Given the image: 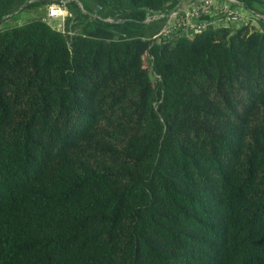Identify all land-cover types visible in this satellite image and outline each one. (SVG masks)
Masks as SVG:
<instances>
[{"label":"trees","instance_id":"obj_1","mask_svg":"<svg viewBox=\"0 0 264 264\" xmlns=\"http://www.w3.org/2000/svg\"><path fill=\"white\" fill-rule=\"evenodd\" d=\"M196 1L0 0V264H264V0Z\"/></svg>","mask_w":264,"mask_h":264},{"label":"built area","instance_id":"obj_2","mask_svg":"<svg viewBox=\"0 0 264 264\" xmlns=\"http://www.w3.org/2000/svg\"><path fill=\"white\" fill-rule=\"evenodd\" d=\"M228 2H236V0H197L190 7H177L170 14L165 15L161 13L147 14L146 22H152L160 18H166L167 24L155 35L158 37H171L174 33L181 30H185L186 33L198 32L204 30L208 23L201 21L202 17L211 16L215 12H219L216 15L228 14L231 18L238 17V11L232 10L228 5ZM237 3V2H236ZM228 6H227V5ZM225 5V7H224ZM64 9L59 6H50L49 16L56 19L64 17ZM172 25L169 27V25Z\"/></svg>","mask_w":264,"mask_h":264},{"label":"rangeland","instance_id":"obj_3","mask_svg":"<svg viewBox=\"0 0 264 264\" xmlns=\"http://www.w3.org/2000/svg\"><path fill=\"white\" fill-rule=\"evenodd\" d=\"M61 1H63V2H69L70 0H61ZM228 5L230 6V4H228ZM54 6H58V5L57 4H54ZM224 7H225V5H224ZM61 8L64 9L63 7H61ZM63 11H64V15H65L67 13V11L65 9ZM241 11H242L241 13H239V11H238V17H235V18L239 19L240 21H243V19L246 20V21H250L251 23L255 24V26H258L259 25L258 20H257L256 17H253L251 15H247L248 12L246 10H243L242 9ZM46 12H47L46 6H44V5H38L36 7H32V8H28V9H22L21 11L17 12L16 14H14L10 18H9V15H7L2 20L5 19L4 21H7V19L9 18L8 21L5 22L4 26L14 27V26H17V25H21V24L28 23L31 20L38 18L40 15L46 14ZM220 12L221 11L215 12V14H212V20H214V22L206 21L208 23V25L214 24V26L218 27V25L221 24V22H223V23H227L228 22L227 25H232L233 24V23H229V20L231 18H229L230 16L228 14L216 15L217 13H220ZM157 20L163 21L162 28L167 24V19L166 18H160V19H157ZM231 20H234L235 21V19H231ZM54 21L55 22H53V25L55 27H57V28L62 27V25H63V18H59V19L54 20ZM208 25H206V27ZM171 26L172 25L170 24L169 27H171ZM179 33L182 34L183 36L184 35L185 36H189V34L185 32V30H181L180 29V31H178L177 34L179 35ZM192 34H194V33L192 32ZM178 38L179 37L176 36L175 38H172V39H173V41H176Z\"/></svg>","mask_w":264,"mask_h":264},{"label":"water","instance_id":"obj_4","mask_svg":"<svg viewBox=\"0 0 264 264\" xmlns=\"http://www.w3.org/2000/svg\"><path fill=\"white\" fill-rule=\"evenodd\" d=\"M4 20H5V19H4ZM4 20H3V21H4Z\"/></svg>","mask_w":264,"mask_h":264}]
</instances>
